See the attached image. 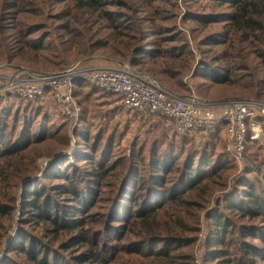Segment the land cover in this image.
<instances>
[{"label": "rangeland", "instance_id": "1", "mask_svg": "<svg viewBox=\"0 0 264 264\" xmlns=\"http://www.w3.org/2000/svg\"><path fill=\"white\" fill-rule=\"evenodd\" d=\"M245 1L257 3L254 18L264 25L260 0ZM236 10L229 0H102L94 6L85 0H0V73L15 67L56 71L78 61L128 64L182 94L264 101V29L236 25ZM136 48L147 54L132 64ZM206 66L229 81L203 77ZM77 96V118L51 98L0 97L6 142L25 147L0 160V264H33L20 250L25 235L49 252L50 262L59 254L65 264H90L79 262L90 246L77 243L81 231L97 244L102 264H264V217L226 206L243 189L240 182L263 188L264 138L241 161L230 154L231 166L212 177L210 190L185 191L180 179L194 176L202 154L204 160L228 156L218 130L183 135L164 117L131 110L118 95L92 86H80ZM157 158L177 167L156 171ZM188 160L194 162L191 174ZM161 175L165 185L156 183ZM176 185L184 194L174 202L165 188ZM74 186L82 203L74 201ZM34 191L44 194L42 202L58 205L67 223L81 218L78 229L56 231L25 212ZM75 209L83 212L70 217ZM145 211L151 216L143 217ZM219 215L234 224L233 232L213 246L212 217ZM174 238L180 246L169 255L153 254ZM249 245L262 254L246 253Z\"/></svg>", "mask_w": 264, "mask_h": 264}, {"label": "built area", "instance_id": "2", "mask_svg": "<svg viewBox=\"0 0 264 264\" xmlns=\"http://www.w3.org/2000/svg\"><path fill=\"white\" fill-rule=\"evenodd\" d=\"M80 82L118 95L128 108L168 119L178 133L218 130L225 150L238 161L244 158L247 143L264 135V101L210 100L195 91L182 94L128 64L92 66L78 61L56 71L15 67L0 73V97L51 98L63 114L77 118L82 112L76 94Z\"/></svg>", "mask_w": 264, "mask_h": 264}, {"label": "trees", "instance_id": "3", "mask_svg": "<svg viewBox=\"0 0 264 264\" xmlns=\"http://www.w3.org/2000/svg\"><path fill=\"white\" fill-rule=\"evenodd\" d=\"M229 1H231L237 7L236 12L232 16L234 19V23L236 25L240 27H245V28L250 27L256 30L264 29L263 23L257 20L256 18H254L255 17L254 12L257 11V6H256L257 3L255 2L248 3L245 0H229ZM260 2L261 3L259 4H262L263 6L262 11H263L264 10V0H260ZM85 3L90 6H94L95 4L101 5L102 0H85ZM146 54L147 53L144 51L143 48L134 49L133 57L131 60L132 64H137L140 58L145 57ZM262 59L264 61V54H262ZM67 67H64L62 69H65ZM143 73L149 74L147 72H143ZM201 73L203 77L212 79L216 83H227L229 81L228 77L225 76L224 74H222L221 76H216V73L214 72V70L208 66L202 68ZM149 75L151 76V74ZM152 77L158 80L154 76ZM80 86H90V85L80 82L79 87H77L76 94ZM262 87L264 88V81H263ZM134 111H137V110H134ZM6 130H7L6 122H3V120H0V160L1 158L14 156L20 151L25 149V147L24 148L22 147L24 143L19 142L18 144L14 143L13 145L8 144L6 141H8L10 138L9 136H7ZM186 134L189 135L188 133ZM81 137L86 138L87 136L86 134H82ZM263 138H264V135H263ZM255 143H258V141H249L247 143L246 154L249 150V147ZM226 153L228 155L227 157L220 154L216 156L215 160H206V159L204 160V155L202 154L199 157V162L197 163V166L195 168L194 176L187 177L186 180H184L185 175H186L185 174L184 177L180 179V181L185 184L184 185L185 191L198 190L202 185H205L206 189L210 190L211 186L208 185L207 183L211 182L212 177H214L218 173H221L220 171H224L231 166L232 156L227 151ZM204 162H205L206 170L201 169ZM176 163H177L176 161H173V162L170 160L164 161L163 158H157V160H154V162L152 163V168H154L156 171H163L165 174L167 172L174 171V169L177 167ZM185 164H186L185 171L191 174L192 168L194 167L193 160H188L185 162ZM262 171H264V169L261 170V172L260 170H258V172L262 176V182L260 185H262L263 188H260L259 190L258 188H256V185L253 184V182L248 181V180L245 182H240L239 185L243 189L241 190V192L238 193V196L234 200L227 201L226 206L232 210H235L238 212L240 211L241 214L246 217H250V218H255V217H260V216L264 217V172ZM156 183L158 185H165L164 177L162 175L159 176ZM176 187L177 185L174 187L167 186L165 188L167 189V192L170 193L168 197L170 201L175 202L178 199H180L179 198L180 196L184 194L183 192L178 191ZM71 191H72L71 193L75 195L74 201L82 203L83 200L80 194L78 193V190L75 188V186L73 189H71ZM176 193H179V194L176 195ZM29 195H33V198L32 200L28 199V204L24 208L25 212L29 213L30 215H35L37 220H39L40 223L50 222L51 224L55 226L56 231H59L62 229H68L69 227H71V229L73 230L78 229L79 226L77 223L81 220V218H78L76 220H73L72 218L67 223V221L62 219V215L60 214L61 210L58 208V205H55L53 201H48L47 203L41 201L44 194L40 193L39 191H34L33 193L29 192ZM3 208H4V205H2L0 202V213H3ZM52 209H54V211H52ZM66 211L67 210L63 209V212H64L63 214H67ZM80 211L83 212V210L75 209V211H72V214H70L69 216L70 217L76 216V213ZM142 216L145 217V216H151V215L147 214V212L145 211ZM212 225H213V229H212L211 237H210L212 238L211 243L213 246H220L224 244L225 236L227 235V233L233 232L234 224H232L231 221L225 218V215H219L217 217H212ZM122 226H119V228H124ZM246 232H247V229L244 230V235L246 234ZM77 238H78L77 243L79 245L83 246V245L90 244L88 252L81 256V259L79 260L80 263L89 262L90 264H93V263L102 264L105 261V257L102 256L101 254H98L99 251L97 250L98 249L97 244L93 243L92 239L88 237L87 232L81 231L79 235L77 236ZM174 239L175 240L169 239L171 243L168 242V240L167 242L166 240H164L163 243L165 244L163 245V249L153 250V254L159 257L164 256V255H169L172 251H174L176 248L180 246L177 243L178 239L176 238ZM19 245H20L21 252H23L25 257L33 264H65L63 258L59 254L54 256L53 262H50L49 252L44 251L41 248V246L37 244L36 241H33L31 237H28L27 235L23 236ZM211 250L215 251L216 249L213 250L212 248ZM254 251H255L256 256H259L260 254H262L261 251L255 250V247L252 245H249L248 249L246 250V253L252 254ZM142 252L143 251L141 250V253ZM229 263H225V264H229ZM254 263H255L254 260H249V263H248L242 259L238 264H254ZM5 264H10V263L6 262Z\"/></svg>", "mask_w": 264, "mask_h": 264}]
</instances>
